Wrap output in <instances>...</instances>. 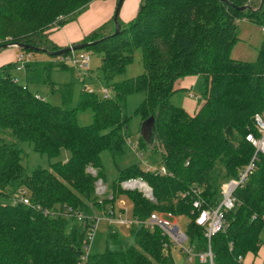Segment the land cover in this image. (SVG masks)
Returning a JSON list of instances; mask_svg holds the SVG:
<instances>
[{
    "label": "trees",
    "instance_id": "trees-1",
    "mask_svg": "<svg viewBox=\"0 0 264 264\" xmlns=\"http://www.w3.org/2000/svg\"><path fill=\"white\" fill-rule=\"evenodd\" d=\"M92 1L0 0V44L23 43L33 47L22 49L29 53L59 50L62 47L46 36L47 31L77 19ZM252 1L141 0L130 22L118 17V33L106 31L105 24L82 40L95 42L87 51L102 54L97 80L114 96L100 99L85 87L75 107L77 81L52 80L57 67L77 72L61 60L70 52L51 56L50 64L31 60L19 70L25 71L28 84H50L52 92L62 94L63 105L51 103L17 80L18 61L0 66V197L6 199L0 203V264H176L172 250L177 245L172 239L158 226L137 223L130 226L134 244L88 252L89 234L100 214L117 212L115 202L122 193L133 201L135 220L152 213L189 217L185 230L189 246L196 253L211 248L213 264H245L248 254L258 253L264 244V154L257 155L253 173L235 190L236 204L225 214V228L211 240L196 223L194 196H183L199 189L203 207L216 206L224 186L238 179L256 153L247 135L259 136L254 117L264 112V41L256 61L231 57L239 40V21L264 23V0L262 7ZM246 4L248 8L241 11L239 7ZM139 48L144 73L114 81ZM92 72L78 73L76 78L84 81ZM190 75L203 79L196 112L173 101L175 83ZM137 92L146 94L137 110L142 119L154 117L150 139L141 136L138 148L147 149L148 164L164 165L170 175L147 171L140 162L121 167L131 149L126 102ZM85 110L94 114L88 125L79 122V113ZM19 141L31 142L50 158L58 157L63 148L71 151V157L52 163L51 169L30 171ZM106 150L120 172L113 179L112 198L96 193L97 181H108L110 176L103 159ZM133 178L146 181L154 199L138 189L120 187ZM22 189L27 190L30 205L19 200ZM13 197L16 203L9 200ZM120 236L111 229L110 240L117 243Z\"/></svg>",
    "mask_w": 264,
    "mask_h": 264
},
{
    "label": "rangeland",
    "instance_id": "rangeland-1",
    "mask_svg": "<svg viewBox=\"0 0 264 264\" xmlns=\"http://www.w3.org/2000/svg\"><path fill=\"white\" fill-rule=\"evenodd\" d=\"M126 1H128V2L125 6V9L129 8L132 5L131 0H126ZM260 3H261V7H262L263 0L252 1V4L254 6H259ZM90 4H89V6H90ZM82 6L83 5H81L80 8ZM89 6L84 11H86L89 8ZM122 17L124 18V15H122ZM63 19H64V17L62 18V20ZM77 19H75V20H77ZM120 19H121V21H125V19L123 20L121 17H120ZM125 23H128V22H125ZM105 24H106V31H112V30L116 29L115 22H114V16L111 20H109V22H106ZM105 24H103V25H105ZM261 25H264V23ZM261 25L255 23L253 21H249V20H240L239 21V24H238L239 40L235 43V45L231 51V57L232 58L237 59V60H243V61H256L257 60L258 54H259V49H260V47L264 41V32L262 30ZM63 26H61V27H63ZM57 27H59V26H57ZM57 27H52V29L47 31L46 36L50 37L51 34L55 30L61 28V27H59V28H57ZM78 43H82V41H80ZM78 43H75V44H78ZM73 45L74 44H71L69 46H73ZM65 47H68V46H64L62 48H65ZM83 50H86V49H83ZM75 51H81V50H75ZM75 51H70L69 54H71L72 52H75ZM13 52H17L20 55L26 54V53L31 54L32 55V57H31L32 61L33 60H40L43 64H50V61L51 62L53 61V59L51 57L53 55L49 54L48 52L47 53H42V52H39V53L31 52V53H29V52H23L22 49H19L17 47H11L8 49H0V65L2 63H4V61L7 60V55L13 54ZM88 52L91 54V61H90L91 68L90 69H91V71L93 70V72L90 73V75L86 77L87 78L86 80L83 81L81 79H77L76 76L78 75V73L77 72L75 73L73 70H67L68 68L65 69L62 67H57L56 69H54V72L52 73V80L58 84L69 83L72 80L77 81L73 85L72 105L74 107L77 106V104L79 103L82 90L85 87H86V89L88 87V89L95 92V94L100 99H103L105 96V87L100 83L99 80H97L98 76L100 75L99 69L102 66V54H100L99 52H95V51H88ZM65 54L66 53L61 54V55H57V56H63ZM68 55H65V56H68ZM17 60H18V57H17ZM143 61H144L143 60V52H142V49L139 48V49L135 50L134 58H133L132 62L126 66L125 71L120 73L113 80L114 81H116V80L122 81L124 79L131 78L134 76H138V75L144 73L145 66H144ZM18 65H19V63H18ZM14 73H15V76L17 77V80H19L23 85L28 86L32 92L38 91V93L42 94L45 97V99H47L51 103H53L55 105H63L62 94L60 92L59 93L58 92H52L50 84H35V83L28 84L26 81V73L24 70L19 71V70L15 69ZM81 81L84 83H82ZM175 88L177 89V92L175 94H173V101L176 103H181V98H183L182 97L183 93H182V91L178 92L179 89L176 87V85H175ZM202 88H203V79L201 78V79H199V83H197L195 86H192V88L187 92V94H185V96L190 98L191 100L198 102L199 99L202 97ZM109 94L110 95L113 94V96H114V93L111 90H109ZM145 96H146L145 92H137V93L130 95L127 99L126 107H125V114H126V116L129 117L128 136H129L131 143L133 144V146L136 147V149L135 150H133L132 148H131L132 150L130 149L127 156L125 157L126 163H123L121 165V167H123L124 165L131 164V163H136V162H140L143 166H145L146 164H148L150 162L149 156L147 154V149L146 150H141L139 148L137 149L138 142H139L140 137H141L142 123L144 121L142 119V114L140 112H138L137 110H138L140 103L145 98ZM93 121H94V114H93L92 110H85V111H82L79 113V122L81 124L88 125V124L93 123ZM18 144L21 148L24 149V151L26 153V158L24 160V164L26 165V167H28V169L30 171L37 168V167L51 169L52 163L59 161V160L66 161L71 157V151L69 149H66V148H63L61 150V153L58 157L50 158L47 154L40 153V152L36 151L34 148V145L31 142L19 141ZM103 159H104V163H105L106 167L108 168V172H109L110 176L108 177V181H104L103 179H99L97 181L96 193H97V195H100V196H112L113 192H112L111 186L113 184V179L118 178L120 176V172H119L118 167H116V165H114L112 160H111L110 151L106 150L103 152ZM93 170L94 169H90L91 172H93ZM101 184H103V185H101ZM100 185H101V187H103V190L99 191V189H101V188H99ZM120 187L123 189L122 183L120 184ZM125 190H128V189H124V191ZM136 191H139V190H136ZM115 207H116L117 212H121V210H123V209H128L129 210L128 218L130 220H135L133 201L127 195V193H122L120 196H118V198L116 199V202H115ZM100 215L101 216L99 217V222H98V225L96 227L94 238H93L92 243L89 247V250L91 252H102L106 248L115 249L118 247L116 245L118 243L123 245L124 247H126L128 245H132L135 243L134 231L132 230V228L128 224L110 223L106 219L105 214L101 213ZM189 222H190L189 217H187V216L179 217L178 224L180 225L182 230L185 231L187 229ZM113 228H115V229H113ZM111 229L113 231H117L120 233L121 236H120L119 242L116 243L114 240H110L109 233H110ZM262 237H263L262 239L264 240V228L262 230ZM185 246L188 247L189 243L186 242ZM175 249H178L179 253L181 252L180 247L178 248V246H177L173 250H175ZM182 256L184 257V255H182ZM174 257L177 258V260H180L179 258H181V255H179L178 252L176 251ZM184 258H185V261L183 262V264H196V263L189 261L187 256Z\"/></svg>",
    "mask_w": 264,
    "mask_h": 264
},
{
    "label": "built area",
    "instance_id": "built-area-1",
    "mask_svg": "<svg viewBox=\"0 0 264 264\" xmlns=\"http://www.w3.org/2000/svg\"><path fill=\"white\" fill-rule=\"evenodd\" d=\"M264 32V26L262 27ZM31 54H22L18 56V70H22L24 65L32 60ZM63 62L68 63L69 65L73 66L77 73L81 75H85L88 73L89 69L91 68L90 61H91V54L88 51H75L69 54L66 57H61ZM106 96H110L109 89L105 88ZM255 127L259 133V136L250 132L247 135V140L251 142L255 148L256 153L254 157L251 159L250 163L246 166V168L240 173L238 179L231 180L224 186L223 195L221 201L214 207L205 208L203 207L204 203L200 195L199 189H192L187 191L183 194V196H194L193 200V207L198 210V215L196 217V223L200 226H203L206 229V236L211 240L212 236L225 228V214L228 210H231L235 207L236 204V197L234 196L235 190L246 183L249 176L253 173L255 168V160L257 159V155L264 154V112H259L255 114ZM130 148L133 150L136 149L135 146L131 143L130 139L128 140ZM131 149V150H132ZM138 149V147H137ZM145 168L147 171L159 172L160 174H168L170 172L167 170L166 166H160L153 164H146ZM93 173H96L93 170ZM101 182V181H100ZM139 184H143V187L139 186ZM103 185V184H101ZM100 187V190H103V187ZM122 187L128 190L138 189L144 193V195L149 199H154L153 196V189L152 187L142 179H129L122 182ZM105 192V191H104ZM112 198V196H111ZM12 202L18 200L16 197L9 199ZM19 200L25 204L30 205L31 202L27 195V190L22 189L20 192ZM6 202V199L0 197V203ZM79 220H84L83 215L78 216ZM106 219L110 223H122L128 224L131 226L133 223H137L139 226L145 225L148 227L153 228L154 226H158L162 229L163 233L168 235L174 244L180 247L181 251L186 254L189 261H193L195 259H199L201 262H206L208 264H213L214 256L211 251V248L206 253H196L190 246L186 247L185 243L188 242V235L177 222H173L172 219H175V216L172 213L166 214H159V213H152L151 216L145 220H130L128 218V209H123L121 213L116 214V212H109V215H106ZM98 224H95L90 232V240L92 241L94 238V234L96 231V227ZM90 247V246H89ZM89 247L86 249L89 252ZM241 259V258H240Z\"/></svg>",
    "mask_w": 264,
    "mask_h": 264
},
{
    "label": "crops",
    "instance_id": "crops-1",
    "mask_svg": "<svg viewBox=\"0 0 264 264\" xmlns=\"http://www.w3.org/2000/svg\"><path fill=\"white\" fill-rule=\"evenodd\" d=\"M140 1L141 0H131L132 5L126 9L125 6L128 1H124L119 15L123 20L125 19V21H122L123 23L130 22L137 15ZM117 4L118 0H94L93 2H91L89 8L84 11L77 20L71 21L65 24L63 27L55 30L50 36L51 39L61 47L69 46L71 44L82 41L93 30L99 28L113 18V16L115 15ZM122 15H124V18L122 17ZM19 55L20 54H18L17 52H13V54L7 55V60L4 61V63H2L1 65L11 61H17V57ZM199 79H201V76L199 75L185 76L178 79L175 84L179 89L178 92L182 91L183 93L181 104L190 112H196L199 108L200 102L191 100L190 98L186 97L185 94H187L192 86H195L197 83H199ZM40 95L43 96L42 94ZM116 214L119 213L116 212ZM172 221L178 223L179 217H175V219H172ZM261 238H263L262 233ZM176 251L179 255H181L182 259L179 258L180 260H177V258L174 257ZM181 252L179 253L178 249L173 250L172 254L176 264H183V262L185 261L184 257H186V254ZM182 255H184V257ZM191 262L198 264L197 259ZM245 264H264V244L256 255L252 253L247 255Z\"/></svg>",
    "mask_w": 264,
    "mask_h": 264
},
{
    "label": "water",
    "instance_id": "water-1",
    "mask_svg": "<svg viewBox=\"0 0 264 264\" xmlns=\"http://www.w3.org/2000/svg\"><path fill=\"white\" fill-rule=\"evenodd\" d=\"M125 0H118V4L115 10V15H114V22H115V33H118L120 31V24L118 22V17L120 15L123 3ZM228 1L229 0H225ZM248 8V4L239 7V9L241 11H244ZM95 42H86V43H78V44H74L73 46H68L65 48H62L60 50L57 51H45L48 52L49 54L53 55V56H57V55H61L70 51H75V50H83L85 48H87L88 46H90L91 44H94ZM11 47H17L19 49H23V48H31L32 46L23 44V43H19V42H8V43H2L0 44V49H8ZM33 48V47H32ZM154 125V117L151 116L148 119L144 120L142 123V127H141V136L145 139V140H149L151 137V129Z\"/></svg>",
    "mask_w": 264,
    "mask_h": 264
},
{
    "label": "bare ground",
    "instance_id": "bare-ground-1",
    "mask_svg": "<svg viewBox=\"0 0 264 264\" xmlns=\"http://www.w3.org/2000/svg\"><path fill=\"white\" fill-rule=\"evenodd\" d=\"M139 186L143 187V184H139Z\"/></svg>",
    "mask_w": 264,
    "mask_h": 264
}]
</instances>
